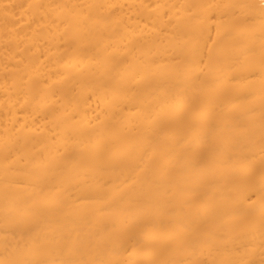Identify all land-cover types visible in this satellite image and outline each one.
<instances>
[{"label": "bare ground", "instance_id": "bare-ground-1", "mask_svg": "<svg viewBox=\"0 0 264 264\" xmlns=\"http://www.w3.org/2000/svg\"><path fill=\"white\" fill-rule=\"evenodd\" d=\"M0 264H264V0H0Z\"/></svg>", "mask_w": 264, "mask_h": 264}]
</instances>
